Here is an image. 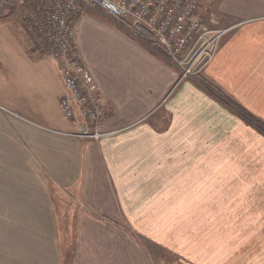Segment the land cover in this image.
I'll use <instances>...</instances> for the list:
<instances>
[{
  "label": "crops",
  "instance_id": "1",
  "mask_svg": "<svg viewBox=\"0 0 264 264\" xmlns=\"http://www.w3.org/2000/svg\"><path fill=\"white\" fill-rule=\"evenodd\" d=\"M207 1L229 32L206 71L185 79L127 22L82 10L76 44L105 106L98 128L111 132L98 140L73 135L85 121L64 113L59 62L9 10L0 17V222L7 208L9 223L28 224L0 246V264H257L226 252L216 224L209 233V208L239 204V192L256 210V173L240 185L234 155L226 170L229 155L193 145L218 150L226 128L241 127L224 122L235 107L208 81L264 121V0Z\"/></svg>",
  "mask_w": 264,
  "mask_h": 264
},
{
  "label": "built area",
  "instance_id": "2",
  "mask_svg": "<svg viewBox=\"0 0 264 264\" xmlns=\"http://www.w3.org/2000/svg\"><path fill=\"white\" fill-rule=\"evenodd\" d=\"M13 2L0 0V17ZM84 8L127 22L180 67L181 79L204 73L229 32L213 13L205 18L202 0H39L25 28L36 48L50 51L59 62L65 85L62 108L68 119L85 121V130L73 133L83 139L102 136L98 127L105 109L76 44L75 26Z\"/></svg>",
  "mask_w": 264,
  "mask_h": 264
},
{
  "label": "rangeland",
  "instance_id": "3",
  "mask_svg": "<svg viewBox=\"0 0 264 264\" xmlns=\"http://www.w3.org/2000/svg\"><path fill=\"white\" fill-rule=\"evenodd\" d=\"M38 2L39 0H14L12 6L8 9V14L12 13L15 15V17L18 19V25L20 24L19 27H23L27 34L29 32L27 28H25V23H27V21L30 19V11L37 6ZM207 2V0H202V5L204 7L205 5L208 6ZM212 13L218 18L219 26L226 27V25H229L228 21L226 22L227 18L215 9L212 11H206V15L204 14L206 16L205 18H207V15L208 18H210V15ZM230 22H232V19L230 20ZM30 45L31 47H33V49L43 51L40 48H36V43L33 39L32 42H30ZM43 52H45L47 55H51L50 51L48 52L45 50ZM208 85L213 88V90L218 94H220L223 99L227 100L235 107V110H228L224 113V122L229 123L232 126L234 124H239L238 126L241 127L240 131H237L238 128L235 130V137H232L229 133L230 131L232 132L233 128H226L225 142L224 144L219 145L218 150H212L211 148H209L208 153H202L203 148L201 143L194 142L193 155H229L228 157L226 156V170H231V166L228 167V164L232 163L231 158L232 155H234L233 158L236 159V161L239 160V165L242 167V169L245 170L243 172V170L239 169L240 185L249 183V174L256 173L255 176L257 184L255 187L256 191L254 192V197H257L258 200L261 199L259 201L257 200L255 211L253 209V206H250V208L247 206L248 201L244 199V197H246L247 199V195L249 192L244 193V195L243 193L239 192V204H236L234 201L230 200L229 202L226 201L224 204L221 203V206H219L218 208H214V206H212V208L210 207L209 212L212 209L214 217L209 214V233H213L211 231H216V228L218 227L219 233L223 231L222 236H224V242L221 246L224 245L226 252L236 251L238 248H240V250L242 249L243 255L251 254V258H253V255L255 254L257 255V264H264V121L245 111L244 108L238 105L212 81H208ZM97 92H99L100 94V91L98 89ZM99 132L102 134L100 138L106 135H110L111 133L102 131ZM93 139L98 140L96 138ZM232 139H234V143L230 142L233 141ZM3 156L5 157L6 155ZM5 186L6 185L3 184L1 185V194H6L5 197L7 198L8 193L4 192ZM228 187H230V185L226 183L223 193V195L225 196H227L226 189H228ZM1 211H4L7 217H5L4 220L2 219L0 222V246L9 247L12 241V236L15 237L16 235H18L17 229L21 227L22 234L25 231V226H27L28 224L18 225L15 223H9V214H7L8 209H1ZM33 213L34 215H37L34 224V227L37 230L41 226L39 219L40 209H33ZM217 213H219V217H215V214ZM222 216L225 220L223 223L221 221ZM217 220H219L218 223ZM215 224L217 227H214ZM254 226L256 227L257 233L256 239L254 238ZM225 242L234 244L235 246L229 245Z\"/></svg>",
  "mask_w": 264,
  "mask_h": 264
}]
</instances>
